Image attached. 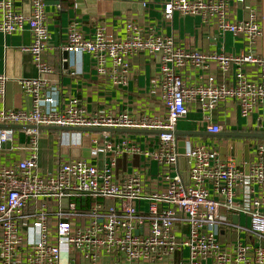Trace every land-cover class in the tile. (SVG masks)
Listing matches in <instances>:
<instances>
[{
    "label": "built area",
    "instance_id": "2783aa9c",
    "mask_svg": "<svg viewBox=\"0 0 264 264\" xmlns=\"http://www.w3.org/2000/svg\"><path fill=\"white\" fill-rule=\"evenodd\" d=\"M44 7L45 0H29V13L23 14L9 0H0V33L7 36L27 29L32 41L23 52L31 56L38 73L36 78L19 80L32 99V109L0 111V125L22 127L27 139L26 157L0 166V264H77L78 259L89 264H101L104 259L165 264L178 254V264H264V144L254 147L245 173L233 158L221 160L211 146L188 142L180 154L175 135L177 123L192 105L204 114L207 132L219 133L221 128L212 123V114L227 101L235 102L242 118L261 109L254 130L264 133V57L251 51L261 35L254 16L230 22L226 0H168L163 5L164 21L171 20L174 13L198 16L204 23L215 21L222 34L242 37L247 50L237 54L184 50L171 38L149 34L133 22L126 23L123 38H114L104 26H98L92 38L86 39L72 23L63 52L88 54L96 73L114 86H126L132 56L160 55L156 87L165 115L132 117L126 112H88L76 98L57 108L46 79L52 67L45 57ZM211 64L223 78L235 66L232 82L218 84L209 76L204 84L189 86L179 75L186 66L206 71ZM246 65L257 67L255 78L248 77ZM6 80L0 75V97ZM52 126L159 133L152 150H141L126 141L116 146L107 133L100 140L90 138V146L85 148L86 133H64L62 147L83 148L88 158L61 160L54 173L41 174L38 128ZM12 140L13 130L0 128V152ZM121 154L156 164L159 176L145 179L138 170L118 177L115 163ZM181 159L187 163L184 170L179 168ZM145 166L142 173L148 169ZM145 181H154V189L146 190ZM82 196L113 200L116 205L98 203L78 209L71 199ZM141 202H146V208L140 207ZM235 216H244L246 224L231 221ZM224 232L235 233L236 240L221 242Z\"/></svg>",
    "mask_w": 264,
    "mask_h": 264
},
{
    "label": "crops",
    "instance_id": "0c3cea01",
    "mask_svg": "<svg viewBox=\"0 0 264 264\" xmlns=\"http://www.w3.org/2000/svg\"><path fill=\"white\" fill-rule=\"evenodd\" d=\"M9 1L16 12L29 13V0ZM166 1L168 0H45V24L48 32V49L45 57L52 67V73L46 76V79L50 84L49 94L57 108L66 107L71 99L76 98L86 111L91 113L126 112L132 117L154 115L163 117L165 115V108L156 87L161 66L159 54L140 53L132 56L128 62L126 86H114L106 77L96 73L94 61L88 54H67L64 58L62 49L66 43L68 28L72 23L76 24L86 39L92 38L98 26H104L107 34L114 38H123L126 23L133 22L149 34L171 38L177 47L184 50L224 54H237L247 50L242 37L228 32L222 34L213 20L204 23L198 16H182L174 13L171 20L164 21L162 8ZM226 2L230 22H243L247 21L250 15L254 16L261 35L251 47V51L256 56L264 57V0H226ZM31 41V35L27 29L7 36L0 33V75L7 77L4 95L0 97V111L29 112L32 109L31 97L21 89L19 84L21 79H32L38 76L31 56L23 52ZM244 69L248 77H256L255 65H246ZM235 70L236 67L233 66L229 76L223 78L219 75L215 64H211L206 71L186 66L179 75L189 86L204 84L209 76L214 77L218 84L229 85ZM262 113L261 109H257L250 117L242 118L235 102L227 101L219 104L212 114V123L221 128L220 132L241 134V137L237 138H220L207 132L206 125L202 122L204 114L192 105L188 115L177 123L175 135L178 144H183L182 149L188 142L190 145L202 144L214 147L218 155L220 149H225L228 153L226 158H233L242 165L245 172V168L249 167L253 159L254 147L258 143L264 144V139L242 136L257 133L254 126ZM12 130L13 140L5 144L0 152V166L13 165L26 157L27 139L23 128L16 127ZM38 133V165L41 174L54 173L61 160L72 157L71 151L77 150L78 157H83L82 154L85 152L83 148L62 147V135L70 131L38 129ZM102 133L99 135L101 136ZM189 133L190 136L187 135ZM85 135L88 136H84L83 145L84 139L92 138L93 133L88 132ZM106 135L116 146L126 141L141 150H152L157 141L155 134L114 132ZM70 138L73 139L67 136V139ZM64 149L67 151L65 155L62 154ZM219 158L223 159L221 156ZM92 161L95 163L94 160ZM115 164V173L118 177H124L138 170L145 179L147 177L154 179L159 176L156 164H148L127 154L116 157ZM144 165L147 166L144 168L148 169L142 173L140 169ZM186 167V161L181 159L179 168L184 170ZM152 183L145 181V189L153 190ZM71 200L76 203L78 209H86L98 203L107 206L116 205L113 200L91 199L86 196ZM50 205L54 206L53 202ZM140 207L146 208V202H141ZM230 220L232 221V217ZM236 222L245 225L246 219L244 216H237ZM236 238L235 233L220 234L221 242L236 240ZM240 238L243 241L246 240L245 236ZM179 256L180 254L165 264H178ZM77 264H81L79 259ZM85 264L89 263L85 262ZM101 264H114V261L104 259Z\"/></svg>",
    "mask_w": 264,
    "mask_h": 264
},
{
    "label": "water",
    "instance_id": "95a60500",
    "mask_svg": "<svg viewBox=\"0 0 264 264\" xmlns=\"http://www.w3.org/2000/svg\"><path fill=\"white\" fill-rule=\"evenodd\" d=\"M139 7L141 8V5H139ZM67 54L64 53V58H66ZM16 127L19 126H2L0 125V128H6V129H14ZM25 128V126H24ZM38 129H44V130H53V131H79V132H85V133H93V135L91 136L92 138H95L97 140H100L101 136L99 135V133H114V132H120V133H142V134H155L157 135L159 133V131H151V130H142V129H108V128H61V127H39ZM202 134V133H201ZM188 136H190L191 134H187ZM213 136L216 137H220V138H237V137H241V134L236 135V134H229L227 132H219L217 134H211ZM245 135V136H244ZM242 137H248V138H253V139H264V133H255V134H244ZM85 143H84V147L88 148L90 146L89 141H90V137L89 138H85L84 139ZM179 146V153L182 154L183 150H182V146L183 144H178ZM220 154L219 156H221L224 160L227 156L228 153L225 149H220ZM67 153V151L64 149L63 150V155H65ZM78 153V154H77ZM70 155L72 157H78L79 156V152L76 151H71ZM82 156L84 158H88V152L85 151ZM100 158V156H99ZM238 163V162H237ZM97 167L100 169L101 168V162L98 161L97 163ZM248 172V166L247 169L245 168V173ZM232 221L236 222V217H232Z\"/></svg>",
    "mask_w": 264,
    "mask_h": 264
},
{
    "label": "rangeland",
    "instance_id": "374dc122",
    "mask_svg": "<svg viewBox=\"0 0 264 264\" xmlns=\"http://www.w3.org/2000/svg\"><path fill=\"white\" fill-rule=\"evenodd\" d=\"M80 263L85 264V262L83 260H80ZM114 264H142V263L141 262H135V261L128 262V261L122 260V261L114 262Z\"/></svg>",
    "mask_w": 264,
    "mask_h": 264
},
{
    "label": "trees",
    "instance_id": "16d2710c",
    "mask_svg": "<svg viewBox=\"0 0 264 264\" xmlns=\"http://www.w3.org/2000/svg\"><path fill=\"white\" fill-rule=\"evenodd\" d=\"M74 200H76V199H74ZM77 202V201H76ZM79 204V203H78ZM79 206V208H81V206H80V204L78 205Z\"/></svg>",
    "mask_w": 264,
    "mask_h": 264
}]
</instances>
